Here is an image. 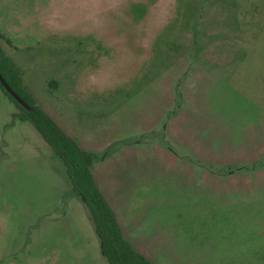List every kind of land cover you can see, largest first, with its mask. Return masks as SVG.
<instances>
[{
  "label": "rangeland",
  "instance_id": "rangeland-1",
  "mask_svg": "<svg viewBox=\"0 0 264 264\" xmlns=\"http://www.w3.org/2000/svg\"><path fill=\"white\" fill-rule=\"evenodd\" d=\"M0 32L138 251L264 264V0H0ZM16 111L0 87V264H110L63 160Z\"/></svg>",
  "mask_w": 264,
  "mask_h": 264
},
{
  "label": "trees",
  "instance_id": "trees-1",
  "mask_svg": "<svg viewBox=\"0 0 264 264\" xmlns=\"http://www.w3.org/2000/svg\"><path fill=\"white\" fill-rule=\"evenodd\" d=\"M0 37H4L1 32ZM0 72L29 106L21 105L0 82V87L16 104L15 116L22 121H30L54 153L63 160L70 178L71 190L78 194L88 207L107 261L110 264H154L125 237L114 209L94 178L93 153L83 148L37 103L23 85L19 72L9 65L1 49Z\"/></svg>",
  "mask_w": 264,
  "mask_h": 264
},
{
  "label": "water",
  "instance_id": "water-1",
  "mask_svg": "<svg viewBox=\"0 0 264 264\" xmlns=\"http://www.w3.org/2000/svg\"><path fill=\"white\" fill-rule=\"evenodd\" d=\"M0 82L5 87V89L23 106L29 107L28 104L24 101V99L10 86L7 80L0 72Z\"/></svg>",
  "mask_w": 264,
  "mask_h": 264
},
{
  "label": "crops",
  "instance_id": "crops-1",
  "mask_svg": "<svg viewBox=\"0 0 264 264\" xmlns=\"http://www.w3.org/2000/svg\"><path fill=\"white\" fill-rule=\"evenodd\" d=\"M46 109V111H48V109L47 108H45ZM44 109V110H45ZM48 113L51 115V112L50 111H48ZM52 116V115H51ZM59 124V123H58ZM61 126V125H60ZM68 133V132H67ZM69 134V133H68ZM73 137V136H72ZM76 139V138H75ZM43 140V142H45V144L47 145V146H49V144L44 140V138L42 139ZM77 140V139H76ZM78 141V140H77ZM79 143H80V141H78ZM83 148H85V149H87L88 150V148L87 147H84L82 144H80ZM92 172H93V169H92ZM93 175H94V178H95V180H96V182H97V184H98V186H99V188L102 190V187H101V184L99 183V181L97 180V178L95 177V173L93 172ZM103 191V190H102ZM104 192V191H103ZM106 195V194H105ZM84 202V201H83ZM86 205V204H85ZM87 207V206H86ZM87 210H88V213H89V216H90V218H91V220H92V217H91V214H90V212H89V209H88V207H87ZM92 222H93V220H92ZM93 225H94V222H93ZM94 227H95V225H94ZM95 230H96V228H95ZM122 230H123V227H122ZM97 232V231H96ZM123 233H124V235H125V237L128 239V235H127V233H125L124 232V230H123ZM98 234V233H97ZM99 236V235H98ZM100 238V237H99ZM129 240V239H128ZM131 242V241H130ZM132 243V242H131ZM104 255V254H103ZM105 257V256H104ZM107 260V259H106Z\"/></svg>",
  "mask_w": 264,
  "mask_h": 264
}]
</instances>
